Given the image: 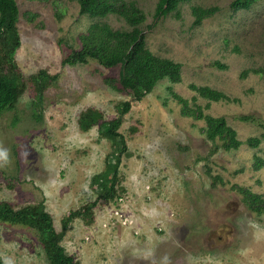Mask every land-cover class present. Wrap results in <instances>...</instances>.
<instances>
[{"label": "rangeland", "instance_id": "1", "mask_svg": "<svg viewBox=\"0 0 264 264\" xmlns=\"http://www.w3.org/2000/svg\"><path fill=\"white\" fill-rule=\"evenodd\" d=\"M120 1L144 13L146 48L179 64L180 81L162 79L139 101L113 91L105 80L117 83L119 67L63 60L90 25L128 31L123 19L81 15L75 0H17L20 45L8 73L21 94L0 115V203L43 204L58 233L81 211L60 243L76 264H264V213H252L238 192L264 204V129L238 120L264 122V0L246 10L235 0H190L158 18V0ZM196 7L215 11L195 25ZM37 79L42 105L34 113ZM192 86L228 100L205 99ZM175 96L224 117L240 148L226 151L218 141L215 148L204 121L184 116ZM125 101L130 109L113 138L106 127ZM89 109L102 120L82 131L78 118ZM249 139L260 142L251 148ZM98 175L114 181L113 199L92 184ZM0 261L49 264L35 229L2 220Z\"/></svg>", "mask_w": 264, "mask_h": 264}, {"label": "trees", "instance_id": "2", "mask_svg": "<svg viewBox=\"0 0 264 264\" xmlns=\"http://www.w3.org/2000/svg\"><path fill=\"white\" fill-rule=\"evenodd\" d=\"M79 6V13L90 18H103L118 16L129 27L128 31H113L105 24H92L86 30V34L79 36L80 47L72 50L63 60L64 64L73 66L84 64L88 59L96 61L107 69L119 67L118 82L105 80V84L116 92L127 91L133 100L139 101L149 94L156 83L162 79H168L171 83L180 81V65L163 58L154 56L145 46L144 34L138 28L145 21L144 13L133 2L120 0H75ZM190 0H158L155 10L156 18L166 16L177 10L180 4ZM256 0H235L233 7L236 9H248ZM215 9L192 8L194 24L198 25L204 18L214 13ZM17 0H0V115L12 109L21 94L18 82L8 72L14 67V55L20 45V39L16 31V22L19 17ZM220 66V65H219ZM222 67V66H220ZM49 78V77H45ZM36 85V99L32 102L34 113L42 105V91L39 88L38 79ZM117 85V86H115ZM193 90L212 101L228 100V98L208 87ZM175 98L182 104L181 113L205 123L204 134L207 140L217 143L224 150H236L242 145L238 141L236 132L227 125L224 117H212L204 115L199 109L191 108L188 102L180 97ZM130 109V102L125 101L120 105L119 118L107 124L106 133L119 138L116 131L120 127L121 117ZM102 120L99 111L89 109L81 113L78 118V126L82 131H88ZM241 123L255 124L264 129V122H259L254 116L238 117ZM264 139V137H262ZM259 139H249L247 145L256 148ZM124 145V144H123ZM216 145V144H215ZM219 148V146H215ZM119 157H115L114 163L118 164ZM104 176H95L92 184L100 188L101 197L113 199L115 197L114 184H103ZM243 196V203L254 214L264 213L262 198L247 191L238 189ZM81 211H74L63 219V230L58 233L53 225L50 214L43 204L27 206L21 209H13L6 203H0V220L11 224H22L35 229L40 237V242L49 264H76L72 257L68 256L60 245L68 225V220L77 218ZM0 264H3L0 261Z\"/></svg>", "mask_w": 264, "mask_h": 264}, {"label": "clouds", "instance_id": "3", "mask_svg": "<svg viewBox=\"0 0 264 264\" xmlns=\"http://www.w3.org/2000/svg\"><path fill=\"white\" fill-rule=\"evenodd\" d=\"M0 159H6V153L3 151H0Z\"/></svg>", "mask_w": 264, "mask_h": 264}]
</instances>
